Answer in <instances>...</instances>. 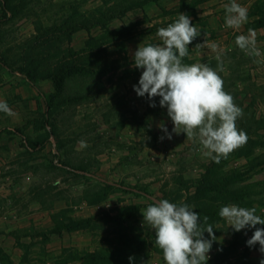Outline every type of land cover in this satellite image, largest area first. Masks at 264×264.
Returning a JSON list of instances; mask_svg holds the SVG:
<instances>
[{
	"label": "rangeland",
	"instance_id": "374dc122",
	"mask_svg": "<svg viewBox=\"0 0 264 264\" xmlns=\"http://www.w3.org/2000/svg\"><path fill=\"white\" fill-rule=\"evenodd\" d=\"M128 1L0 0V100L14 113L0 112V203L11 198L6 191H17L16 196L31 189L49 212L33 227L16 226V237L35 236V248L22 241L12 248L8 244L0 249V264H130L129 257L132 264H165L142 215L161 199L192 206L201 220L209 217L215 236L216 225L225 222L220 208L236 204L231 200L237 196L242 202L236 205L255 207L264 218V0H238L248 10L239 30L225 27L222 8L215 11L221 4L212 0L210 23L204 30L196 27L201 34L183 60L217 70L224 90L243 109L236 124L247 133V142L219 163L203 156L185 134L172 133L160 97L146 95L142 108L129 104V92L143 71L127 54L129 41L139 34L142 45L160 43L156 32L175 21L176 11H164L166 21L155 22V8L149 5L147 14L142 9L145 15L126 16L123 25L115 21L101 33L92 29L91 22L121 13ZM194 1L183 2L188 16ZM87 26L92 34L79 49L83 40L73 33ZM250 29L259 57L235 44ZM71 73L92 79L74 82L68 79ZM60 79L65 84L57 93ZM125 124L127 130L121 131ZM207 173L238 189L237 195L217 189L194 198ZM246 229L233 231L226 245L213 242L207 264H250L249 247L242 250Z\"/></svg>",
	"mask_w": 264,
	"mask_h": 264
},
{
	"label": "clouds",
	"instance_id": "9594fccd",
	"mask_svg": "<svg viewBox=\"0 0 264 264\" xmlns=\"http://www.w3.org/2000/svg\"><path fill=\"white\" fill-rule=\"evenodd\" d=\"M225 27L239 30L248 20V10L236 0L225 4ZM238 35L236 46L248 55H261L256 47L255 32ZM201 31L192 25L187 14L157 30L158 44H140L133 56V66L142 69L138 86L134 91L139 97L147 95L149 100L160 97L159 105L167 109V115L174 127L172 133L186 135L199 144L203 156L219 163L247 142V133L237 127V120L243 116L231 94L223 87V79L217 70L204 63L185 64L189 45L200 36ZM197 44L196 49L206 46ZM213 48L218 46L213 44ZM220 71L223 68L220 67ZM150 107H156L155 103ZM0 112L13 115L6 101L0 100ZM160 129L172 139V133L163 123ZM165 137H160L163 140ZM255 207H240L236 204L223 206L219 217L228 228L240 232L246 228L255 229L246 241L249 248L259 245L264 256V218L256 214ZM143 225L147 224L155 235V246L162 251L165 264H207L213 242L217 240L209 217L194 211L192 206L181 202L171 203L161 199L149 204L144 211ZM204 233L208 234L205 239ZM132 264L133 257H129ZM264 264V259L260 260Z\"/></svg>",
	"mask_w": 264,
	"mask_h": 264
},
{
	"label": "crops",
	"instance_id": "0c3cea01",
	"mask_svg": "<svg viewBox=\"0 0 264 264\" xmlns=\"http://www.w3.org/2000/svg\"><path fill=\"white\" fill-rule=\"evenodd\" d=\"M211 1L212 0H195L194 1L195 4L192 10L189 12V18L191 20H194L192 21L193 26L197 28H202L204 30L206 26V22H208L207 24L209 25L210 23L209 16H211V14L213 13ZM183 2L184 0H157L154 3L144 4L141 7H138L132 10H127L120 17L116 15L114 18H112L108 22V24L106 25V28H109L110 30L111 28L110 26L115 21L119 22L120 23L119 25H123V19H126V16H129L131 14H135L136 16L145 15L142 12V9L145 10V13L147 14L146 9L147 7H149V5L150 7L155 8V12L153 14V16L155 17V22L164 23L166 19L169 17L166 15L164 11H167L170 9L176 11L174 17H172L173 20H176L179 14H185L184 10L181 9ZM219 2L221 5L220 7H217L215 11H217L218 9L221 10L222 8L221 15L222 17H225V10L223 6L225 4H228L229 2L227 0H219ZM236 2L238 3V0H236ZM240 5L242 4L240 3ZM92 27H93L92 29L99 30L100 33L105 31L106 29V28H103L97 25H94ZM91 34H92L91 31H87L86 29H83V28L76 30L73 33L74 39L80 38L83 40V42L80 41L78 45L79 49L85 48V42L89 38V35ZM140 38L141 36L139 34L135 35L134 38H132L127 45V54L130 57V59H133L135 51L137 50L138 46L142 44L140 42ZM198 40H200V38ZM130 91L131 92H129L130 94L128 97L129 104L131 103L137 108H142L144 106L143 100L145 99L146 95L144 97H139L134 91V89ZM127 128H128L127 124L120 127L121 131L127 130ZM15 192L17 191H14V192L6 191L4 196H6V194H11L12 196L11 198L4 197V199L0 203L2 205V207L0 208V221L3 227V232H0V249L3 248L4 246L8 247L9 246L8 244H10L9 247L12 248L13 245H18L19 241L29 243V248L32 247L31 249H34L35 248L34 246L35 236L33 234L31 235L25 234L24 236L16 237V235H18L16 234L18 233L16 226L22 223L23 226L25 227L26 226L33 227L39 224L41 219L45 218L46 216L48 217L47 214H49V212L43 209L40 203L36 202V199L34 198V193L31 189H23V191H19L16 196H13ZM216 230H217V233H216L217 240L215 242H217V244L226 245V243H229L233 239L234 232L231 228H228V225L226 224V222H223V223L221 222L217 224ZM253 233H254L253 229L248 230V228L246 229L245 232L242 233L243 243L245 244L242 246V250L246 248V241L251 238ZM66 246L68 245H63L64 248H66ZM16 249L17 247L15 246L13 250L15 251ZM261 259H264V256H262L261 253L259 252L258 244L254 246L253 248H249V253L246 256V262L250 264H260ZM66 264H73V263L68 262Z\"/></svg>",
	"mask_w": 264,
	"mask_h": 264
},
{
	"label": "trees",
	"instance_id": "16d2710c",
	"mask_svg": "<svg viewBox=\"0 0 264 264\" xmlns=\"http://www.w3.org/2000/svg\"><path fill=\"white\" fill-rule=\"evenodd\" d=\"M157 0H130L128 1L127 3V8L122 10L121 13L117 14L118 17H120L121 15L124 14V12H126L127 10H132V9H135V8H138V7H141L143 6L144 4H148V3H154L156 2ZM116 15H110L109 17L106 18L105 21L103 22H100L99 20H95L93 22H91L92 25H97V26H101L103 28H106V25L107 23L112 19L114 18ZM83 29H86L88 31V26L87 27H82ZM109 33V32H108ZM68 68V72H70L71 70V66L67 67ZM26 78H29V75L28 74H24ZM70 77H68L69 80H72L74 82H78L79 79L81 78H84L87 82H89L88 80L92 79L90 76L88 75H85V74H69ZM61 80V79H60ZM59 80V81H60ZM60 83L62 84V87L59 86L58 87V90H57V93H61L62 92V89H63V86L65 84V79H62L60 81ZM88 84V83H87ZM66 98H69L68 96H66ZM222 190V191H225L229 194H235V196L237 195V192H238V189L236 188H228L226 187V182H223L222 180L218 179V180H211L209 178V174H205L204 176H202V178L200 179L199 181V184H198V187L196 188V192H195V197L194 198H197V197H200L201 195H203V192H215V190ZM232 196H230V200H231ZM241 198L242 196H237L236 197V200L233 199L231 200V203H236L238 204V201L239 202H242L241 201ZM243 200V199H242Z\"/></svg>",
	"mask_w": 264,
	"mask_h": 264
},
{
	"label": "built area",
	"instance_id": "2783aa9c",
	"mask_svg": "<svg viewBox=\"0 0 264 264\" xmlns=\"http://www.w3.org/2000/svg\"><path fill=\"white\" fill-rule=\"evenodd\" d=\"M50 141H52V140L50 139Z\"/></svg>",
	"mask_w": 264,
	"mask_h": 264
}]
</instances>
